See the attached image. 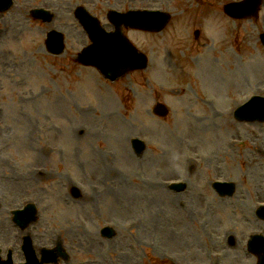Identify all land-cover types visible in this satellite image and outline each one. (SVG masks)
I'll use <instances>...</instances> for the list:
<instances>
[{
  "label": "rangeland",
  "instance_id": "rangeland-1",
  "mask_svg": "<svg viewBox=\"0 0 264 264\" xmlns=\"http://www.w3.org/2000/svg\"><path fill=\"white\" fill-rule=\"evenodd\" d=\"M69 1L65 0L62 5L59 0H15L9 12L4 17L0 16V49L8 47L19 52L23 47L38 57V72L34 74L35 83L31 89L10 86L15 93L26 95L27 99L29 96L34 98L26 101L25 114H19L21 120L18 125L20 130L24 129L22 147L18 146L12 153L0 147L2 257L8 244L17 248V244L22 242V232L13 224L10 210L22 206L32 196L38 202L39 217L27 232L31 234L35 248L62 243L72 264H168L164 254L176 256L179 264H195L199 260L212 264L216 251L223 252L222 261L218 264L254 263L251 256L240 250L239 243L227 247L225 239L219 235L223 231L230 232L238 241L245 239L251 229H259L257 223H246L240 209L249 211L242 198L249 199L251 208L254 200L261 199L260 191L264 190V124L237 123L227 118L225 108L230 100L228 95L241 98L250 90L256 92L257 85L264 84V47L259 39V34L264 32V9L258 21L244 24L243 33L250 37L251 48L258 47L256 50L253 48L251 65L245 63L243 71L237 66L228 69L223 76L220 65L214 68L219 81L232 77L223 87L215 83L217 79L214 80V85L220 87L222 93V110L216 105L217 113L214 107L203 105L199 90V96L189 89H183L180 94L172 91L170 84L177 81L166 74V68L162 76L152 77L154 73L145 71L134 72L113 84L106 83L97 71L81 68L73 56L89 41L77 23L65 18L51 25L29 21L27 11L39 5L49 7L57 3L61 12L66 14L72 10V0ZM103 2L114 1L102 0L98 6H104ZM167 2L170 0H148L139 4L163 6ZM177 3L175 0L174 4ZM64 22H70L72 26ZM53 26L72 30V38L67 40L66 53L61 58L48 56L42 42L43 32ZM239 27H243L241 23ZM22 28L23 34L19 31ZM138 41L146 47L152 46L150 39L145 44ZM163 55L165 51L160 53V57ZM10 57L12 59H6L5 63H12L16 56ZM4 72L7 71L0 67V75ZM178 79L177 84L187 80L184 76H178ZM3 92H9V89ZM96 94H99L98 98ZM154 96L158 100L167 98L174 104L166 120L150 113V110L147 112L149 107H153ZM177 96L185 97L183 106ZM95 105L98 106V116L93 108ZM84 108L93 113L80 115L79 111ZM119 110L122 119L112 127L111 123L116 119L104 117ZM12 114L13 118L9 119L15 124L17 113L13 111ZM193 116L200 117L198 122ZM9 119L0 121L3 135L6 126L11 124ZM219 123L223 125L220 130ZM226 125L238 129L241 134L233 131V135L245 136L248 143L235 153H229L232 160H227L228 163L221 155L227 140L221 136ZM54 126L61 129L53 131ZM37 128L48 131L45 138L62 150V155L42 150ZM134 136L147 143V149L141 156L135 154L131 145ZM188 157L199 161L198 165L186 166L191 164ZM10 158L18 159L17 167L9 164ZM31 165H45L49 171L46 170L42 177H31ZM226 166L235 170V175H229L237 190L233 197L221 198L212 188L210 179L228 175ZM100 177H106L109 184L102 186ZM181 177L189 181L185 192H170L162 188V181ZM73 184L82 192L78 199L72 197L70 187ZM93 184L99 189H92ZM248 191H251V198ZM235 210H238L236 216ZM105 221L118 223V232L113 239L99 236V229ZM130 222L138 227L132 229ZM146 251L152 256H147Z\"/></svg>",
  "mask_w": 264,
  "mask_h": 264
},
{
  "label": "water",
  "instance_id": "water-1",
  "mask_svg": "<svg viewBox=\"0 0 264 264\" xmlns=\"http://www.w3.org/2000/svg\"><path fill=\"white\" fill-rule=\"evenodd\" d=\"M88 18V17H87ZM89 19V18H88ZM90 21H93V19H89ZM83 23L86 25V26H90L88 23H87V19L83 17ZM94 24V23H93ZM98 28L95 27V32H98ZM100 36H102V32H98V35L96 37V40H95V44L93 46V51L97 50V53L94 52L93 54V57L95 58H90L88 59V63L89 64H92V65H95L99 68V70L105 75L107 76L108 78H113L111 73H114L117 69H122V68H127V65L129 64V62H127L126 60H129L130 58H133V51L130 49L128 51H123L121 50L122 53H119L115 58V61L116 62H107L106 63V60H105V57L103 55V53L101 52L102 50V46H99V38ZM123 41L126 43V46L125 48L128 49V48H131L130 45L127 44V42L125 41V39H123ZM92 53V52H90ZM109 57H111L109 54H108ZM125 61V62H124ZM125 65H124V64ZM118 73L120 72L117 71ZM118 76V75H117ZM116 77V76H114ZM240 115V116H239ZM239 115H237L239 118L241 117H244L245 115H243L242 113H240ZM254 115L250 116V117H253ZM250 117H247V118H250ZM246 118V117H244ZM20 220V219H19ZM24 220V219H23ZM24 222H26V220H24Z\"/></svg>",
  "mask_w": 264,
  "mask_h": 264
},
{
  "label": "flooded vegetation",
  "instance_id": "flooded-vegetation-1",
  "mask_svg": "<svg viewBox=\"0 0 264 264\" xmlns=\"http://www.w3.org/2000/svg\"><path fill=\"white\" fill-rule=\"evenodd\" d=\"M104 23L106 24V25H109L108 23V21H107V19H106V15H105V17H104Z\"/></svg>",
  "mask_w": 264,
  "mask_h": 264
}]
</instances>
